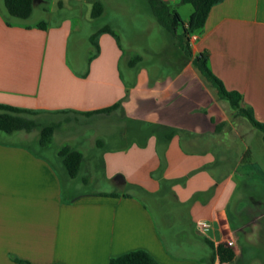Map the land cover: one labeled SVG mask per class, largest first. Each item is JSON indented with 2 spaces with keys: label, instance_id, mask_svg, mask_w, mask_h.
<instances>
[{
  "label": "crops",
  "instance_id": "1",
  "mask_svg": "<svg viewBox=\"0 0 264 264\" xmlns=\"http://www.w3.org/2000/svg\"><path fill=\"white\" fill-rule=\"evenodd\" d=\"M93 1L58 0L46 8V0H33L29 18L11 25L0 8V104L36 112L41 124L58 123L52 138L63 121L95 128L71 137L56 155L64 167L59 149L75 148L85 177L97 166L111 187L68 194L60 170L29 146L39 144L33 130L19 131L21 141L0 139V264H109L138 249L161 264H230L240 253V229L250 223L232 216L253 197L260 207L264 195L245 141L255 132L225 116L185 56L151 68L137 51L125 57L118 36L103 32L93 41L109 26L111 10L99 0L103 12L93 18ZM164 1L179 14L185 6ZM40 4L47 17L30 21ZM56 9L72 16L51 20ZM188 45L193 55L207 53L212 72L263 122L264 0L215 4ZM168 130L174 133L167 141ZM245 163L254 169L239 180ZM177 208L185 219H174ZM259 210H248L250 219H263ZM206 239L214 249L231 248L233 260H212Z\"/></svg>",
  "mask_w": 264,
  "mask_h": 264
},
{
  "label": "rangeland",
  "instance_id": "2",
  "mask_svg": "<svg viewBox=\"0 0 264 264\" xmlns=\"http://www.w3.org/2000/svg\"><path fill=\"white\" fill-rule=\"evenodd\" d=\"M105 4L111 8L108 15V25L112 29L115 26L117 29V36L123 47L125 57L133 56L136 51L137 55L140 54L144 57L145 63L153 68L157 62H163L166 60L173 59L178 61L184 59L183 51L178 47L175 39L155 20L153 16L148 1L147 0H104ZM58 0H46V8L52 6H57ZM41 4L36 6L30 21L47 17L46 13L40 10ZM0 8L4 10V6L0 2ZM57 8V7H56ZM192 7L189 4H185L183 8L180 9V14L183 19L189 16V12ZM71 15V12H67L63 9H56V12L51 16V20H55L61 15ZM72 16V15H71ZM75 22H78L77 17L73 18ZM112 26V27H111ZM113 30V29H112ZM156 63V64H155ZM164 68L163 70H168V68L161 64ZM207 89L212 93L215 101L221 104L222 112L225 116L235 123H239L240 127L243 129L251 128L255 132L254 139L252 137L247 138L245 141L253 150V159L251 163L256 164L257 169L260 173H255L254 180L255 183L260 184L262 187V192L264 194V143L261 139V132L253 128L246 118L237 116L234 110L230 107L229 102L224 99H219L216 94V89L212 87L208 82H206ZM109 126H111L109 124ZM95 128L91 126H86L82 123L72 124L69 122H62V126L57 131L55 136L52 138L51 142L46 146H41L38 143L29 142V146L37 152L43 154L47 157L61 172L63 177V184L66 188L68 194H79L88 191H98L110 189L111 187L106 185L103 177L102 170L97 166L95 169L90 171L89 175H84V171L80 168L75 179L68 177L66 169L62 167L58 162V157L56 155L57 149L61 144H70L71 137L76 138L80 135L89 136ZM106 129H109L107 127ZM104 129V130H106ZM98 131L102 129L98 126ZM21 133L14 132L12 134H7L6 132L0 131V139L7 140L10 142L21 141ZM33 133L39 136V130H33ZM34 134H32L33 136ZM259 137V138H258ZM241 146V145H239ZM242 147V146H241ZM94 166L96 161H94ZM251 163H245L239 169L238 179L241 178V172L244 170H253ZM82 164V163H81ZM263 179V181H262ZM239 195L241 191L244 190L242 185L239 186ZM254 194V193H253ZM137 196L142 197V194L137 193ZM256 196V193H255ZM257 198L247 200L245 203V210L240 209L236 215L232 216L235 222H250L240 229L241 238L239 239V255L230 264H264V218L263 219H250L249 215L252 210L257 212H263L264 210V195H262V205L259 207L256 205ZM175 218L174 219H185L183 216L176 215L179 212L184 213V209L177 208L174 209ZM177 216V217H176ZM252 224V225H251ZM250 225L252 227L250 235L247 237L245 231H250Z\"/></svg>",
  "mask_w": 264,
  "mask_h": 264
},
{
  "label": "trees",
  "instance_id": "3",
  "mask_svg": "<svg viewBox=\"0 0 264 264\" xmlns=\"http://www.w3.org/2000/svg\"><path fill=\"white\" fill-rule=\"evenodd\" d=\"M150 10L155 17V20L161 25L176 41L178 47L183 51L186 58L190 59L194 67L200 75L212 87L216 89L219 99H224L229 102L230 107L234 110L237 116L247 119L250 125L259 130L262 134L264 143V121H258L250 107H243L241 105L242 96L238 91L228 90L225 88L223 82L212 72L208 65L207 53L201 52L193 55L188 45V40L191 35L202 33L205 21L210 9L222 0H179L180 4H189L192 7V12L186 20H183L178 11L164 0H147ZM4 10L1 15L7 25H11L15 21L28 19L33 9V0H3ZM103 12L102 2L94 0L91 7V17L96 18ZM42 22L38 26H44ZM110 33L117 36L116 33L109 27L104 26L92 37V40L101 33ZM139 56H137V61ZM117 104L94 111L92 113H106L114 109ZM36 112L29 110L2 105L0 104V131L12 133L15 131L30 132L34 129L39 130V144L46 146L50 143L51 138L58 128V123L51 122L48 124H41L36 119ZM174 130H168L166 140L168 141L173 135ZM62 164L66 169L69 177L74 178L82 163V153L75 148L65 145L58 151ZM163 160H161V164ZM162 184L164 181L161 182ZM109 196H115L114 193H109ZM206 243L212 249V260L218 258L219 262H231L235 256L234 251L224 244H219L214 249L212 242L206 239ZM21 264H27L20 261ZM109 264H161L154 259L145 250H133L122 254L120 256L111 258Z\"/></svg>",
  "mask_w": 264,
  "mask_h": 264
},
{
  "label": "built area",
  "instance_id": "4",
  "mask_svg": "<svg viewBox=\"0 0 264 264\" xmlns=\"http://www.w3.org/2000/svg\"><path fill=\"white\" fill-rule=\"evenodd\" d=\"M190 38L195 39L196 38V34L191 35ZM231 245H232V242H228V246H231Z\"/></svg>",
  "mask_w": 264,
  "mask_h": 264
}]
</instances>
